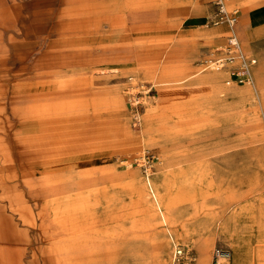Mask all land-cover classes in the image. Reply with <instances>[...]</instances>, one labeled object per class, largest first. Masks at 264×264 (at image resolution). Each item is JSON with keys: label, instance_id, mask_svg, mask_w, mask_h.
Returning a JSON list of instances; mask_svg holds the SVG:
<instances>
[{"label": "rangeland", "instance_id": "rangeland-1", "mask_svg": "<svg viewBox=\"0 0 264 264\" xmlns=\"http://www.w3.org/2000/svg\"><path fill=\"white\" fill-rule=\"evenodd\" d=\"M207 1L6 0L9 9L0 24L1 48L14 35L35 46L26 63L48 44L65 50L72 43L73 53L89 54L92 68L80 65L70 73L88 78L86 86H92L97 100L89 107L74 104L71 110H89L95 116L70 129L88 132L104 122L107 131L76 141L77 159L55 166L97 171V183L85 187L91 192L85 208L62 204L60 227L52 223L53 215L39 219L40 209L33 206L37 201L19 175L21 165L7 158L5 134L14 137L22 132L17 139L23 141L35 128L21 129L17 124L10 128L13 117L3 95L4 85H10L11 95L15 85L33 81L35 71L10 77L8 71L18 70L20 64H13V52L11 61L1 60L0 70L6 71L0 80L1 249L8 248L22 264H213L217 248L232 251L225 231L228 224L245 242V264L264 263V97L260 101L231 97L200 81L196 94H180L189 82L221 72L212 67L187 83L175 82L202 71L206 62L227 57L233 39L248 58L256 60L254 65L261 58L264 62V30L254 33L248 22L240 20L261 0H229L228 10L238 15L232 27L227 22L216 24L212 17L191 29L188 17L204 12ZM0 10L5 11L2 6ZM240 65L239 60L221 65L231 73L223 78L225 87L245 88L256 81L252 69L251 80H241L236 74ZM261 77L264 90V74ZM197 127L201 130L195 134L192 129ZM195 138L225 148L237 145L223 152L216 171L207 173L205 180L187 168L193 148L200 144L194 143ZM245 147L251 150L241 152ZM106 168L112 179L102 177ZM25 170L33 176L40 173L35 168ZM117 172L125 175L118 177ZM148 182L166 204L167 224ZM137 188L141 194H136ZM81 211L86 214L78 219L71 214ZM12 222L28 234L15 239L9 234ZM204 228L209 231L200 235ZM200 236L209 241L204 253ZM177 248L183 253L176 256Z\"/></svg>", "mask_w": 264, "mask_h": 264}, {"label": "crops", "instance_id": "crops-1", "mask_svg": "<svg viewBox=\"0 0 264 264\" xmlns=\"http://www.w3.org/2000/svg\"><path fill=\"white\" fill-rule=\"evenodd\" d=\"M258 2H260V0H258ZM0 6L5 10H0V24H2L5 22L4 17L8 15L9 5L6 0H0ZM204 10L205 11L201 14L188 17V27L191 29L202 27L205 23L210 22V19L214 17L217 12V8L212 0L205 3ZM240 20L242 22H248L249 28L254 33H259L264 30V0H261V3L251 10L243 12L240 16ZM29 35L30 33L28 32L26 37ZM3 45V49L0 46V63L1 60L11 61V54L13 52L15 58L13 64H20L18 70L8 71L10 77L19 78L25 70L30 72L35 71L34 75L36 77H34L35 79L31 82L27 81L24 84L15 85L11 95L8 94L10 93V85H4L5 91L3 95H5V108L13 117L10 128L12 129L15 124L21 126V129L25 127L35 128L32 134L23 138V141L17 139L22 132L15 133L14 137L11 136L12 138L9 132L5 133L8 139L7 158L12 161L11 163H18L21 165L19 175L23 176L24 186L29 188L31 198L37 201V204L33 206H37L40 209L38 212L39 219H45L53 215L54 220L52 223L60 227L64 223L63 210L60 209L61 205L66 204L67 208H85L84 201L91 196V192H87L85 187L96 184L97 182L95 181L98 180L95 177L97 171L94 170H88L87 172L77 171L74 166L63 169V171L61 168L59 169L58 166L55 167L56 165L73 163V160L77 159L75 158V154L79 152L80 148L76 141L84 137L89 138L92 134H105L107 131L104 122L100 123L98 129L94 128L88 132L87 130L73 131L70 129L76 122L82 119L88 120L89 117L93 119L95 116L94 113H89V110H84L81 113H75L74 110H71V106L73 107L74 104L89 107L92 102L97 100L95 97L96 93H94L95 91L93 92L91 89L92 86H86L87 83H89V79L74 77L73 74L70 73L72 67L80 65H84L83 67H85V69H91V62L93 60L90 59L89 54L85 52L73 53L75 50L74 45L70 43L66 46L65 50L61 46L56 48L55 46L57 45L48 44L45 49L43 48L41 51L34 54L33 57H31V61L26 63L27 57L34 51V45L25 40L18 41L15 39L14 35H10ZM257 47H260V45ZM261 54L264 55L263 53ZM263 63L261 58V62L253 66L252 72L256 81L249 87H225L222 82L223 78L226 75H231L229 70L225 69L220 73H206L202 78H199V80L197 79L193 82H189V84L180 91V94H196L201 89L200 86H197L196 82L200 81L208 82L211 86L226 91L227 95L231 97H249L254 101L257 99L260 101L264 97V90L260 87L262 85L260 78H262L261 76L264 74ZM15 68L16 67H13V69ZM5 72L4 70H0V80L5 79ZM204 72L205 71L201 70L200 72L197 71L190 77L182 78L175 82L177 84L187 83L191 78ZM67 122H70V124L66 127L64 124ZM199 130H201L199 127L192 129L195 134L200 132ZM196 142L200 144L193 148V154L189 159L190 163L187 164V168L191 169L195 174L203 176L201 177L203 180H205L204 177L207 173L216 171L217 164L221 162L223 157V152L234 149L237 146L225 148L218 143L208 144L202 139L198 140L195 138L194 143ZM250 150L251 147H245L241 152L246 153ZM26 167L30 169L35 168V170L39 169L40 173L38 176H33L32 172H26ZM101 174L102 177L107 180L112 177V171L107 168L104 169ZM123 174L125 175L123 172L120 174L117 172L118 177H121ZM15 176L16 175H13L12 178H15ZM148 184L150 192H153V197L155 196V204L160 212V217L167 224L166 204L162 197H158L152 183L148 182ZM36 186H39V188L37 189ZM8 187L13 188L17 186L10 185ZM137 193L141 194L138 188L136 190V194ZM31 209V206L28 207V210ZM48 209H52L51 214L47 212ZM85 212L86 211L71 212V214L74 218L78 219L79 216L86 214ZM240 213H242V211ZM76 221L77 220H73L72 222L77 223ZM9 229V234L15 239L28 234L27 231L19 228V223L12 222ZM207 231H209V228L201 229L199 234H204ZM225 231L228 238L231 239L232 251H230L231 258L224 264L247 263V258L243 252L245 242L241 234L235 233L233 230L231 231L228 224L225 226ZM5 232L3 233L4 235L8 234ZM48 232L45 230L44 233L47 234ZM169 234L171 239L174 240V235L171 232ZM198 242L204 253L208 247V239H205L204 236H200ZM174 245H176L175 240ZM1 250H3L2 253ZM8 250L9 249L5 247L2 249L0 248V264H22L19 259L15 258L14 253L12 255ZM202 264H204V262Z\"/></svg>", "mask_w": 264, "mask_h": 264}, {"label": "built area", "instance_id": "built-area-1", "mask_svg": "<svg viewBox=\"0 0 264 264\" xmlns=\"http://www.w3.org/2000/svg\"><path fill=\"white\" fill-rule=\"evenodd\" d=\"M217 8L215 14V23L227 22L231 27L234 26L238 21V15L236 11L230 12L228 10V0H212ZM228 56L220 58L216 61L206 62V67L211 68L212 66L218 67L225 63V61H240V67L236 70L237 76L243 81L249 82L252 77L251 69L256 63L255 59L248 58L242 51L239 42L236 39H233L230 42V47L228 49ZM213 68V67H212ZM230 251L219 247L214 252L213 264H224L223 260L228 259Z\"/></svg>", "mask_w": 264, "mask_h": 264}, {"label": "bare ground", "instance_id": "bare-ground-1", "mask_svg": "<svg viewBox=\"0 0 264 264\" xmlns=\"http://www.w3.org/2000/svg\"><path fill=\"white\" fill-rule=\"evenodd\" d=\"M216 60H218V59H216ZM216 60H214V61H216ZM215 66V65H214ZM214 66H212L213 67V69L212 70H215L214 72H219V71H223V70H225V69H222V67L221 66H218V67H214ZM209 68H207V67H203L202 68V71H206V70H208ZM153 193V192H152ZM155 197V196H154ZM182 254L183 253V251L182 250H180L179 248L176 250V256H177V254ZM229 258H231V254H229L228 255V259H225V260H223V263L224 262H226L227 260H229Z\"/></svg>", "mask_w": 264, "mask_h": 264}]
</instances>
